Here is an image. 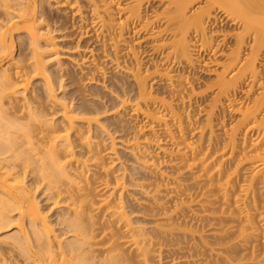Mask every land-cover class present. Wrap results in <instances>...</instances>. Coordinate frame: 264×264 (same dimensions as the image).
<instances>
[{
	"label": "bare ground",
	"instance_id": "6f19581e",
	"mask_svg": "<svg viewBox=\"0 0 264 264\" xmlns=\"http://www.w3.org/2000/svg\"><path fill=\"white\" fill-rule=\"evenodd\" d=\"M262 62L264 0H0V264H264Z\"/></svg>",
	"mask_w": 264,
	"mask_h": 264
},
{
	"label": "rangeland",
	"instance_id": "374dc122",
	"mask_svg": "<svg viewBox=\"0 0 264 264\" xmlns=\"http://www.w3.org/2000/svg\"><path fill=\"white\" fill-rule=\"evenodd\" d=\"M52 13H53V15H54V17H56V18H60L59 20H61V24L63 23V25H67V30H65V31H69V33H71V34H76V38H75V36H74V39H73V36H70L71 38H70V40H69V38L67 39L68 40V43H74V42H76L75 41V39L77 40V36L78 35H80V32H82L83 30H80L79 29V31H75V30H71V29H73V24H75L77 21L75 20V19H73L72 17H71V15L70 14H68L67 15V13L66 12H64V11H54V9L51 11ZM63 14V15H62ZM56 15H58V16H56ZM61 15V16H60ZM55 18V20H58V19H56ZM73 23H72V22ZM71 24V25H70ZM79 24H77V26H78ZM216 25V24H215ZM70 26V27H69ZM216 26H219V25H216ZM76 27V26H75ZM71 31H70V30ZM78 34V35H77ZM17 39V38H16ZM73 39V42H71V40ZM82 40L80 41L81 43H83V45H85L86 43L84 42V41H86V39L85 38H81ZM84 39V40H83ZM66 40V41H67ZM70 41V42H69ZM17 42H18V40H17ZM89 45H91V43H88V46ZM87 46V45H86ZM93 47V46H92ZM224 48V47H223ZM96 52V51H95ZM195 56V66H194V68H188L187 70H185V74H189V76L191 77V79L194 81L193 83L194 84H196L195 86L196 87H198V89L200 90H206L207 89V86L208 85H210L211 83H210V81H212L213 80V78L215 77V71L216 70H219L220 68H219V66H217V65H207L208 67H204V68H201L199 65H200V56L199 55H194ZM216 58H218V60H220V61H222V59H221V57L220 56H217ZM68 61V62H67ZM65 62L68 64L69 63V58L68 59H66L65 60ZM263 63V62H262ZM261 63V69L263 68L262 66L264 65V63L262 64ZM68 66H69V64H68ZM264 69V68H263ZM188 71V72H187ZM187 72V73H186ZM74 74V73H73ZM75 76H77V75H75L74 74V77ZM261 77H263L264 78V70H262L261 71V75H260ZM75 78H77V77H75ZM262 79V78H261ZM99 87V86H98ZM98 87H96V89L98 88ZM245 90H244V89ZM98 90L99 91H101V89H100V87L98 88ZM102 90H103V88H102ZM241 90V91H240ZM244 90V91H243ZM207 91H209V89L207 90ZM207 91H205V92H207ZM246 91V87L243 85L239 90H238V92H237V98H239V97H244V95H245V92ZM102 92H104V91H102ZM203 93L204 95H203V97L205 98H203V100L202 101H205V103L203 102V103H201V105L200 106H198V108H196V106L195 107H193V109L192 110H194V111H196V109H197V111H196V114L198 113V110L200 109H203L204 107H205V105H206V101L208 100H210L211 98V91H209V92H207V94L206 93ZM59 93V92H58ZM107 93V92H106ZM253 94H251V96H252ZM242 97V98H243ZM245 100V99H244ZM208 103V102H207ZM193 114H195V113H193ZM196 114H195V117H196ZM233 117H231V118H229V114H228V117H227V119H228V122H230V121H232L234 118H236L237 117V114H235V115H232ZM235 116V117H234ZM198 117V118H197ZM197 117L195 118V121L196 122H198V124L200 123V122H202L203 121V115L202 114H200V113H198L197 114ZM201 124V123H200ZM119 149H120V153L121 152H124L125 153V151H124V149H122V147H119ZM123 154V153H122ZM123 160H124V162H125V158H123ZM122 160V161H123ZM126 164H127V161L125 162ZM128 164H129V161H128ZM127 164V165H128ZM130 165V164H129ZM31 177V179H32V176H30ZM30 177H28V181H29V179H30ZM31 182V181H30ZM29 182V183H30ZM41 189V188H40ZM42 193H40V191H38L37 192V195H38V198H39V201H41V206H43V208H46L47 209V206L49 205V203L50 202H47V200H46V196H42L41 195ZM48 210V209H47ZM48 214H49V216H53L54 214H51L50 212H48ZM56 216V215H55ZM50 220H52L53 222H54V224L56 223V218L53 216V217H51L50 218ZM12 227V226H11ZM62 226H57V225H55V228H61ZM9 228V229H8ZM3 230V231H2ZM1 230V232H0V237H3V236H5V234L6 235H8V234H10V233H12L13 231H15L16 230V228L15 227H12V228H10V227H7V228H3ZM8 231V232H7ZM16 232V231H15ZM59 232V231H58ZM64 237H68V235H66V236H64Z\"/></svg>",
	"mask_w": 264,
	"mask_h": 264
}]
</instances>
